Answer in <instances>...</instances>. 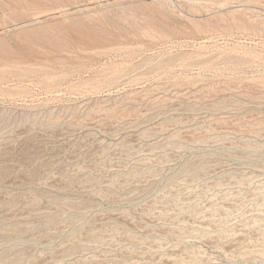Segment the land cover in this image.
I'll return each mask as SVG.
<instances>
[{"label":"rangeland","instance_id":"rangeland-1","mask_svg":"<svg viewBox=\"0 0 264 264\" xmlns=\"http://www.w3.org/2000/svg\"><path fill=\"white\" fill-rule=\"evenodd\" d=\"M0 264H264V0H0Z\"/></svg>","mask_w":264,"mask_h":264}]
</instances>
